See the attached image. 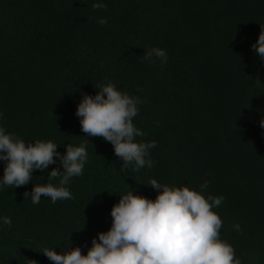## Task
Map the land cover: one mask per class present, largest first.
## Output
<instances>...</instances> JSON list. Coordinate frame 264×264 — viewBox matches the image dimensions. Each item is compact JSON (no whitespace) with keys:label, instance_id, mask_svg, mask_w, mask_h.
I'll list each match as a JSON object with an SVG mask.
<instances>
[{"label":"trees","instance_id":"16d2710c","mask_svg":"<svg viewBox=\"0 0 264 264\" xmlns=\"http://www.w3.org/2000/svg\"><path fill=\"white\" fill-rule=\"evenodd\" d=\"M0 0V120L28 142L87 145L83 175L73 178L72 200L31 203L32 181L0 191V264H53L41 250L79 247L112 223L119 195L155 199L161 184L223 195L215 209L222 239L241 264H264V61L252 45L264 28V0ZM104 17L100 25L95 18ZM167 50L163 66L142 60L144 50ZM107 81L145 101L135 125L154 166L135 172L101 137L81 131V95ZM87 139V140H86ZM4 163L0 162V176ZM239 223L241 231L233 225Z\"/></svg>","mask_w":264,"mask_h":264},{"label":"clouds","instance_id":"9594fccd","mask_svg":"<svg viewBox=\"0 0 264 264\" xmlns=\"http://www.w3.org/2000/svg\"><path fill=\"white\" fill-rule=\"evenodd\" d=\"M106 7L104 0L92 3L94 10ZM95 20L100 25L108 23L104 17ZM251 47L264 61V28ZM168 58L167 50L158 47L144 50L142 55L144 62L158 60L162 66ZM95 89V95H81L76 106L81 131L109 142L125 167L135 172L151 169L155 162L150 150L156 147V141L138 140L145 133L134 123L145 101L121 91L111 81ZM3 118L0 112V120ZM259 125L264 128V117ZM58 145L52 140L25 141L0 123V162L4 163L0 191L25 186L32 181L34 170L43 173L58 162L62 171L52 168L46 183L33 184L31 192L24 195L30 196L33 205H38L42 197L53 204L74 199L69 185L73 178L83 175L89 160L87 145L66 144L64 154L57 151ZM146 185L159 190L155 199L134 195L132 189L119 195L118 203L110 210L111 227L91 239L86 254L82 255L79 247L61 253L47 247L41 252L53 264H241L234 247L220 236L223 220L214 210L223 204L224 197L206 196L207 180L198 190L161 184L155 179ZM3 225L11 227V218L0 216V226ZM233 228L241 231L239 223Z\"/></svg>","mask_w":264,"mask_h":264}]
</instances>
